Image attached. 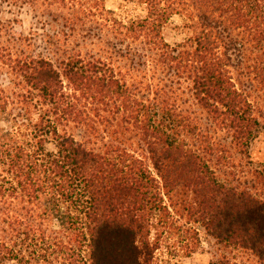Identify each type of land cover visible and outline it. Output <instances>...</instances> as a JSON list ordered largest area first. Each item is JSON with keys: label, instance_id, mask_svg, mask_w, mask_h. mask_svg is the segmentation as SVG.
<instances>
[{"label": "trees", "instance_id": "obj_1", "mask_svg": "<svg viewBox=\"0 0 264 264\" xmlns=\"http://www.w3.org/2000/svg\"><path fill=\"white\" fill-rule=\"evenodd\" d=\"M41 1L67 10L62 19L74 31L95 23L103 33V20L123 47L113 46L116 54L140 67L152 60L190 82L200 108L249 147L261 124L233 68L238 60L264 84V0H131L147 16L126 23L105 0ZM174 16L185 17L192 33L175 47L163 37ZM11 29L3 59L36 92L40 107L24 99V114L13 115L0 90V213L15 202L27 210L22 215L9 207L11 214L0 216V264H154L160 239L153 235L169 224L172 211L187 213L219 244L252 252L264 264V198L218 179L210 164L221 145L169 102L141 97L113 58L57 48L55 63L31 54L27 38ZM247 47L255 58L247 60ZM64 121L112 141L102 152L89 150L60 133ZM131 134L147 160L124 146ZM257 179L264 187V173Z\"/></svg>", "mask_w": 264, "mask_h": 264}, {"label": "rangeland", "instance_id": "obj_2", "mask_svg": "<svg viewBox=\"0 0 264 264\" xmlns=\"http://www.w3.org/2000/svg\"><path fill=\"white\" fill-rule=\"evenodd\" d=\"M30 1L32 0H23L25 3L16 4L9 0L8 2L0 0V24L3 25H0V90H4L9 98L11 114H24L21 100L32 99V104L36 107L40 105V101L36 92L26 86L4 61L6 59L4 50L12 41L8 28H12L13 34L21 33L27 38V49L31 54L55 63L59 58L57 48L89 57H102L109 61L113 58L110 63H113L115 69L122 72L128 82L139 90L141 97L146 100L156 98L169 102L183 116H188L202 134L222 146L223 150L211 158L210 164L222 183L239 190L248 189L264 198V187L257 179L260 173H264V84L258 81L255 74H250L236 60V66L233 68L234 81L239 91L248 97L254 115L261 124L249 147H241L234 140L232 133L221 129L208 113L200 108L190 82L174 78L152 60L148 61L147 67H140L135 58L126 57L128 58L126 59L116 54L112 47H123L120 45V40L106 29L107 25L103 20H99L100 25H103L101 27L103 33L96 30L98 26L95 23H88L86 27H79L74 31L70 24L62 19L69 16L68 11L62 6H52L41 0ZM105 7L115 13V18L125 23L147 16L146 7L137 1L105 0ZM191 35L188 21L183 16H174L163 29V37L173 47L184 43ZM133 48H139V45L133 44ZM256 55L252 47H247V60L255 58ZM67 84L65 81V85ZM67 88L70 91V88ZM12 117L9 115V120H12ZM2 125L7 128L12 126L10 122ZM100 128L104 130L103 126ZM59 130L61 134L73 136L87 149L95 152H102L105 144L112 141L103 134L102 137H96L95 133L83 124L72 121H64L63 125H59ZM128 139L123 141L124 146L136 156L147 160V152L140 139L135 134L129 135ZM186 139L190 144L201 147L199 143L196 144V139L187 137ZM48 148L53 149V145ZM166 202L168 204L167 199ZM21 206L15 202L13 207L7 205L3 207L6 208L5 214L9 213L7 209L10 207L9 210L16 209V212L21 211L24 215L27 210L23 211ZM5 214L0 216L4 217ZM36 214L38 215V212ZM172 215L169 224L161 229L158 235L157 232L153 235L160 239L154 264H221L224 260H228L231 264H261L252 252L219 244L207 233L202 224L196 223L187 213L177 215L172 211ZM48 225L52 230L57 227V222Z\"/></svg>", "mask_w": 264, "mask_h": 264}]
</instances>
